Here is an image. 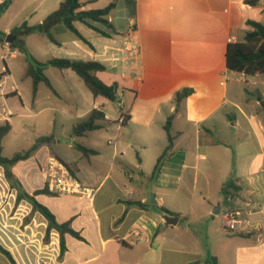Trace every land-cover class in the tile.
<instances>
[{
    "label": "crops",
    "instance_id": "obj_1",
    "mask_svg": "<svg viewBox=\"0 0 264 264\" xmlns=\"http://www.w3.org/2000/svg\"><path fill=\"white\" fill-rule=\"evenodd\" d=\"M61 1L14 0L4 15L18 7L30 15L40 12L41 23ZM80 1L86 10L117 1L113 11L122 5L125 22L117 27L112 11L109 19L116 33L103 36L104 40L93 29L75 22L93 46L87 45V51L77 37L68 49L67 37H61L67 29L58 23L53 35L59 43L45 36L49 48L64 49L59 57L79 59L83 52L90 60L104 63L105 72L114 73V82L121 87V100L130 119L119 124L120 114L108 111L105 98H95L93 108H101L110 125L83 136L97 132L95 139L102 146L88 147L98 154H83L89 171L55 151L37 167V184L15 173L29 194L47 185L52 194H39L37 200L60 223L71 221L84 237L80 240L66 235L63 257L60 233L52 229L50 241H44L48 220L34 211L28 200L17 202L19 190L11 187L0 166V244L17 264H264V124L254 109H248L255 105L238 86L245 74L230 71L226 59L228 45L243 41L252 29L249 20L264 23V0L255 6L246 0ZM10 31L3 30L6 34ZM130 42L138 44L136 53L125 50ZM53 68L46 69L47 76ZM4 70L2 67L0 74ZM49 78L56 90L51 92L62 98ZM244 82L248 83L246 76ZM40 84L34 97L38 107L42 102ZM183 88L194 92L176 113L175 94ZM2 94L5 100L19 95L17 90ZM262 101L260 98L256 105ZM13 114L11 110L5 112L0 124L10 121ZM173 114L172 152L154 177L156 162L169 143L165 124ZM49 122L53 127L48 135H54L55 140L57 125ZM112 123L115 128L110 134ZM59 127H64L63 122ZM51 157L60 158L64 164L77 162L74 177L82 193H60L48 184L46 170ZM151 166L149 174L147 168ZM150 191L160 208L180 217L177 225H164L149 203ZM217 206L219 212L215 213ZM226 214L236 219L235 229L225 227ZM28 216L31 218L26 221ZM0 264L12 262L0 252Z\"/></svg>",
    "mask_w": 264,
    "mask_h": 264
},
{
    "label": "rangeland",
    "instance_id": "obj_2",
    "mask_svg": "<svg viewBox=\"0 0 264 264\" xmlns=\"http://www.w3.org/2000/svg\"><path fill=\"white\" fill-rule=\"evenodd\" d=\"M17 8L18 7H13L6 15L3 14L0 18V31L5 29L10 31L23 22H27L30 26L39 23L40 12L30 15L28 12L21 11ZM112 16L115 19L117 27H121L124 24L125 19L123 17L122 5H120L117 10L113 11ZM10 33L11 31L7 34L9 35ZM64 36L68 39L67 46L69 47L68 49H70V41L77 40V38L69 30H67L66 35H61L63 38ZM20 39L24 42L28 50L37 58L49 59L64 55V49H59L55 46L49 48L50 41L45 36L42 37L38 33L24 35L21 36ZM100 40H104L103 36H100ZM78 42H80L81 46L86 51L89 50L86 44L82 43L80 40H78ZM78 57L82 60L91 59L83 52L79 53ZM28 63L29 58L27 54L18 50L13 51L7 44H0V70L6 65L10 72L6 78L0 80V118L8 110L14 113L10 119L12 129L3 140V154L4 156L11 157L16 152L29 149L41 135H48L53 127V123L50 124L49 120L56 122V139L51 142L43 143L44 145L40 151L38 153H33V157H31L29 161L21 162L18 166L16 163L15 165L17 167L16 169H13L15 165L12 167V173L14 175L15 173H19L22 175L23 179H32L34 183L37 184L39 182L37 167L42 164L49 153L52 154L55 151L61 153L70 161H77L82 165L85 171L87 169L89 171L90 169L83 157V152L77 148L75 144L86 147H102L95 139L98 133L95 132L89 135V137H77L73 135L71 127L82 120L90 110L93 109L95 97L84 81L74 71L71 69L61 71L57 68H53L52 70L56 73L51 70L48 73L50 76H48L51 77L63 96L62 98L55 97L50 88L42 82L39 88V97L42 102L39 107L35 106L33 80L27 75ZM100 77L107 84L115 83V78H113L115 76L112 72H103L100 74ZM246 80L248 83L241 81L238 83V86L245 95L250 97L252 100L251 102L255 105V108L249 106L248 109H254L258 114V119L264 124V105H256V102L260 98L264 100V75L246 76ZM11 90H17L19 95L8 96V99L5 100L7 97L2 93ZM121 99L120 87V97L118 100H106L109 107L108 111L113 115L118 116L120 114ZM51 101H55L56 103H50ZM243 104L248 106L245 101ZM41 109L44 110L40 111ZM234 112L239 115L238 110L234 109ZM61 122L64 124L63 128L59 127ZM112 125L113 126L109 129L110 134H112L115 128V123H112ZM103 145L105 146L104 141ZM251 146L256 148L254 142L251 143ZM135 155L134 152L131 153L132 159L135 158ZM58 159L61 160L60 158ZM91 170H93V168ZM151 172L152 166L151 168H147V173L151 174ZM147 179H149V177H147ZM150 193L153 192L150 191L149 195ZM30 218L31 216H28L26 220H30Z\"/></svg>",
    "mask_w": 264,
    "mask_h": 264
},
{
    "label": "trees",
    "instance_id": "obj_3",
    "mask_svg": "<svg viewBox=\"0 0 264 264\" xmlns=\"http://www.w3.org/2000/svg\"><path fill=\"white\" fill-rule=\"evenodd\" d=\"M129 1L134 2V0ZM13 2L14 0H4L0 3V18L11 7ZM258 2L259 0H246V3L252 6L257 5ZM116 7L117 1H113L104 8L86 10L84 9V4L80 0H62L59 7L50 13L41 23L30 26L27 22H23L21 25L16 26L11 30V34L17 35V39L8 46L13 51L18 50L27 54L29 58L27 75L33 80L34 97L38 92L39 84L42 82L53 90L54 93H56L50 78L45 73L46 69L55 67L61 71L67 69L74 71L84 81L95 98L103 97L109 101H116L119 99V84H107L99 76L100 73L107 70L106 65L101 61L71 59L64 57H52L46 61H40L28 50L24 42L20 39L21 36L38 33L46 36L50 41L58 44V40L53 35V28L58 23H62L64 27L71 31L81 42L92 48L93 46L91 42L80 32V30L76 27L75 22L78 21L83 23L102 36L111 37L116 33V30L112 26L109 16L111 12L116 9ZM247 23L252 27V29L246 33L244 40L230 43L228 45L226 52L227 67L230 71L243 73L246 76H261L264 75V23L254 20H249ZM7 36L8 34L0 31V43L6 44ZM8 73L9 69L5 65V70L0 74V78L6 76V74L8 75ZM193 92L194 90L192 88H183L175 94L174 103L176 104V113L181 107L183 101L192 95ZM261 103L264 105V101ZM175 114L168 117L165 124V130L168 135L169 143L156 162L153 170L154 177L160 173L163 162L171 155L174 141L171 134V127ZM129 119L130 115L127 112L126 121ZM109 125L110 122L105 118V113L97 108H93L87 117L83 118L73 126V135L83 137L90 132L107 128ZM11 129L12 124L9 120L0 124V166L4 167L5 176L10 182L11 187L19 190L17 202L22 199L28 200L33 205L34 211L40 212L48 220L49 225L45 236V242L48 243L50 241L52 229H56L60 233V256L63 257L65 251L67 250L66 235H71L72 237L80 240H84V237L79 231L72 227L71 221L60 223L55 214L46 205L37 200L36 196L39 194H52V192L48 190L47 185L42 189L36 190L33 194H29L24 191L21 182L12 173V167L16 163L30 158L32 153L36 151L42 143L54 140V135L42 136L35 141L31 148L21 152H16L11 157H7L3 154V140ZM75 146L79 148L86 157L98 154V151L95 149L79 144H75ZM65 164L71 170L72 174L76 176V172L78 170L77 162H65ZM231 185L232 184H229V186ZM222 194L224 196L228 194L226 187L222 188ZM140 205L146 207L151 206L149 204ZM0 252L5 254L12 264H17L11 252L5 249L1 244Z\"/></svg>",
    "mask_w": 264,
    "mask_h": 264
},
{
    "label": "built area",
    "instance_id": "obj_4",
    "mask_svg": "<svg viewBox=\"0 0 264 264\" xmlns=\"http://www.w3.org/2000/svg\"><path fill=\"white\" fill-rule=\"evenodd\" d=\"M9 45L8 43H6ZM138 44L135 42H130L125 50L130 53H136L138 51ZM245 81V75L241 78ZM121 104V113L118 119L119 124H124L126 122V113L127 111L124 109L123 101H120ZM98 110L102 111L101 108ZM109 116L105 114V118ZM47 182L48 184L57 192L60 193H68V194H77L82 193L84 191L82 186L80 185L79 181L74 177V175L70 172L67 166L58 158L51 157L49 159L47 165ZM236 219L232 214L225 215V227L228 229H235L236 228Z\"/></svg>",
    "mask_w": 264,
    "mask_h": 264
},
{
    "label": "water",
    "instance_id": "obj_5",
    "mask_svg": "<svg viewBox=\"0 0 264 264\" xmlns=\"http://www.w3.org/2000/svg\"><path fill=\"white\" fill-rule=\"evenodd\" d=\"M17 38V35L9 34L6 38V42L8 44L14 42V40ZM149 203L154 206L155 211L159 214V216L163 219V223L165 226H175L178 224L180 217L177 215H172L170 212L166 211L163 208H160L158 206V201L155 198L154 193H150L149 195ZM219 212V207L217 206L216 212Z\"/></svg>",
    "mask_w": 264,
    "mask_h": 264
}]
</instances>
